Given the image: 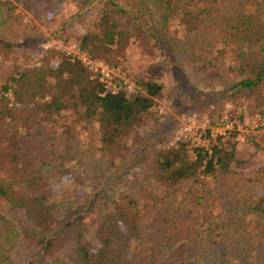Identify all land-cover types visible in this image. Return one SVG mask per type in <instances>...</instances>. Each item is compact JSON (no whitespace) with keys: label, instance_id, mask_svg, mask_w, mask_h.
<instances>
[{"label":"trees","instance_id":"16d2710c","mask_svg":"<svg viewBox=\"0 0 264 264\" xmlns=\"http://www.w3.org/2000/svg\"><path fill=\"white\" fill-rule=\"evenodd\" d=\"M16 1L0 0V202L21 211L26 223L18 228L0 214V264H264V240L253 242L261 233L248 230L234 206L218 217L219 222L209 221L194 230L197 243L191 247L194 258L189 262L180 259L181 247L170 248L181 233L173 223L181 214L163 217L155 210L164 206L169 193H175L176 201L184 188L197 207L201 197L195 188H202L204 179L221 178L230 185L264 183V131H246L240 148L234 140V126L242 124L245 111L258 115L264 127V33L254 39L259 28L264 31V0H73L77 15L66 7L63 15L69 17L53 32L62 41L70 22L80 11H88L83 30L72 33L74 42L68 43L77 53L49 47L41 56L34 48L39 26L26 12L47 9L61 0ZM217 18L225 33L213 39L211 25ZM177 32L194 41L187 46L185 70L205 75L210 82L221 74L231 80L216 91L189 87L202 97L200 108L220 102L233 106L229 136H217L207 148L199 147L194 158H188L183 142L164 143L149 158L134 157L127 172L137 182L118 177L115 194L105 193L101 183H95L80 193L65 190L62 204L50 199V175L44 169L51 163L33 161L35 136L45 124L57 125L71 114L70 123L60 127L62 138L71 139L77 130L93 132L97 151L110 169H116L141 141L140 127L150 118L157 121L151 113L156 101L166 100L174 82H185L186 72L175 65L169 44ZM15 49L23 53L16 54ZM136 50L145 64L140 73H132L130 92L120 87L106 91L100 76L79 57L85 54L112 71L127 73L125 63ZM156 50L159 57L150 60ZM141 166L147 186L138 181ZM61 168L55 169L59 177L71 173V167ZM151 181L164 195L147 189ZM242 204V213L264 214V195ZM192 212L193 208L188 210ZM149 215L158 220L160 231L151 245L136 252L133 247L141 241L142 223ZM20 242L32 250L16 260L12 254Z\"/></svg>","mask_w":264,"mask_h":264},{"label":"rangeland","instance_id":"374dc122","mask_svg":"<svg viewBox=\"0 0 264 264\" xmlns=\"http://www.w3.org/2000/svg\"><path fill=\"white\" fill-rule=\"evenodd\" d=\"M12 1L17 4L16 0ZM74 1L61 0L47 9L38 7L33 12H26L27 17L34 19L40 29L37 38H35L36 41L34 44V48L40 49L39 56H41L44 53V50L49 47L63 52L68 51L67 47L70 45L68 43L74 42L71 34L74 32L80 33L83 30L87 19L90 17V15L87 14L89 13L88 11L84 13L85 10L80 11V15L75 17L65 28L62 35V41L57 40L56 38L57 35L59 36V33L56 34L54 33L55 31L53 32L63 18L67 15V17H69L70 14L68 13L65 17L63 15L66 12V7H69L71 10V15H77L78 11L73 7ZM18 8H20V6H18ZM48 14H50L49 17H47ZM223 25L224 23L219 21L218 18L215 20V23L211 25L212 31L210 33L211 35H214L213 39L224 36L225 32ZM263 33V28H259L254 39H259ZM192 41L193 39L191 36L183 33L177 32L173 37L171 34L169 44L173 49V52L171 53L172 58L175 61V65L182 67L186 72V74H184L185 82L181 85L174 82L169 90L166 100L156 101L151 113L157 121L150 118L140 127L139 135L142 136L141 141L129 151L126 158L120 162L116 169H110L107 166L106 157L97 151L95 141L96 134L93 132L90 134L87 131L77 130L76 132H73V137L71 139L66 140L62 138V135L59 134L60 127H62V124L70 123L72 118L71 114L67 113L63 118H60L57 125H44V128L35 136L31 145L34 162L40 163L41 161H44L46 163H51V168L48 166L44 169L47 171V174L50 175V199L62 204L64 201L62 195L65 193V190L73 193H80L81 191H85V189L88 191V188L95 183H101L100 190L106 191L105 193L110 195L115 194L118 191V187L120 188V183L117 180L118 177L123 176V178L129 183L137 182V179L135 177H132L131 179L132 174L127 172L130 170L128 165L134 157L136 158L145 154L149 158L152 157V151L157 150L164 143H167V145H173L178 142H183L186 145L188 158H194L195 150L199 147L207 148L209 143H213L217 136L222 138L229 136V132L233 127L232 123L229 121V117H231L230 114L233 113V106L228 102L221 106L220 102L217 105H206L205 107H201V109L199 107L201 103L199 102L202 97L199 96L198 93L190 90L189 87H193L198 92L216 91L225 87L231 80L228 81V83L225 75H223L222 78L221 74V78L210 82L205 75L185 70L184 58L188 50L187 46H190ZM256 45H260V42ZM14 52H16V54L23 53L22 50L19 49H15ZM10 54L11 53H8L7 57H9ZM154 55L155 56L150 60H156L159 57L157 50ZM138 56L139 54L137 50L131 54L130 59L125 63L127 70L126 73L125 71L119 70L112 71L99 60H91L85 54L79 55L81 60L84 59L86 61L88 60L93 63H101L104 65L112 72L111 76L114 77V79L123 77L131 83L135 77V74L132 73H140L142 70L141 65L145 64L143 61L144 59L140 62ZM35 63L37 64L38 62ZM51 63L54 65L56 63V58L51 59ZM94 74L99 77L97 73ZM8 97L9 99L11 98L9 94ZM193 108L198 109L195 110ZM192 115L195 117L192 128L194 134L193 137L200 135L197 137V144H195L196 141H192L188 136H183V134L178 136L177 134L179 126ZM257 118L258 115L255 113H248L245 111L242 124H236V126H234V130L236 131L234 140L238 143L239 148L244 142V133L246 131H264V127L262 128L263 121L258 120ZM224 119L227 121V126L220 125V122ZM236 155H239V149L236 151ZM144 163H146V161ZM65 166L72 168L70 169L71 173L64 172V174L59 177L57 171L55 173V169L60 168L61 170V167ZM77 179H80L81 183L80 181L78 182ZM138 181L140 185L144 184V186L148 181L146 179V169L144 166H141L139 169ZM203 185L204 186L200 189L198 188L200 186L195 188L197 189L195 195L201 197L197 207H194L191 194L186 191L185 188L179 191L176 201L174 199L175 193H169L170 195H168L170 199L167 198V195L164 206L159 207L157 205L155 207V210L160 211L163 214V217L168 215L171 216L173 212L180 213L182 216L177 220L173 218V223H176V225L179 226H177V229H181V233L178 235V238L172 240L170 243V248L181 247L183 249L184 253L180 259L189 262L194 258L191 251L193 244L197 243L193 238L194 230L201 226L206 227L209 221L211 224L219 222L220 218L218 217L224 216L228 211H231L233 206L238 210L236 214L241 215L246 219L243 223H247L248 230L251 232L255 230L257 233H261L260 237L253 242L258 240L263 242L261 240L264 239L260 238H264V214L253 215L247 211L242 213V211L239 210L243 207V201L247 202L248 198H255L264 195V183H258L255 185H230L225 184L220 178L214 182L204 179ZM150 188L155 190L154 192L157 195H164L163 190L157 186L155 181H151V184L149 183V188L147 187V189L150 190ZM192 197H194V195H192ZM192 208L193 212L188 213V210ZM243 209H245V205ZM0 214L10 219L18 228H21L26 223L21 211L12 210L2 202H0ZM153 216L154 215L147 216L142 223L143 232L141 234V241L133 247L136 252H140L143 247L151 245L153 239L156 240V233H158L160 229H158V220L154 219ZM90 231L92 233L91 229ZM87 237L92 239V234H89ZM31 250L28 246L20 242L17 244L12 256L16 260H18V258L24 259Z\"/></svg>","mask_w":264,"mask_h":264},{"label":"built area","instance_id":"2783aa9c","mask_svg":"<svg viewBox=\"0 0 264 264\" xmlns=\"http://www.w3.org/2000/svg\"><path fill=\"white\" fill-rule=\"evenodd\" d=\"M50 14L47 15L49 17ZM67 50L73 53H77V49L73 44H70L67 47ZM82 63L88 67L89 70H91L93 73H98L100 76V81L103 82V86L106 89V91L114 92L117 88H124L127 92L131 91L132 88V83L130 81H127L123 77H118V79H114V77L111 76L112 72L107 69L104 65L101 63H93L91 61H86L84 59L81 60ZM195 117L192 115L191 117H188L180 126L178 129V136L182 135L183 136H188L192 141H196L195 144L198 143L197 137L200 136L198 135L197 137H193V123H194ZM220 125H225L227 126V121L226 119L222 120L220 122ZM217 130V129H216Z\"/></svg>","mask_w":264,"mask_h":264}]
</instances>
